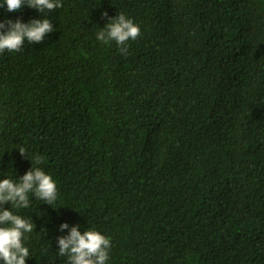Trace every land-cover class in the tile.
<instances>
[{
	"label": "trees",
	"instance_id": "trees-1",
	"mask_svg": "<svg viewBox=\"0 0 264 264\" xmlns=\"http://www.w3.org/2000/svg\"><path fill=\"white\" fill-rule=\"evenodd\" d=\"M62 3L0 7L56 29L0 53V180L39 154L58 189L13 209L26 264H67L75 224L111 237L107 264H264V0ZM119 12L141 27L127 55L96 38Z\"/></svg>",
	"mask_w": 264,
	"mask_h": 264
},
{
	"label": "clouds",
	"instance_id": "clouds-1",
	"mask_svg": "<svg viewBox=\"0 0 264 264\" xmlns=\"http://www.w3.org/2000/svg\"><path fill=\"white\" fill-rule=\"evenodd\" d=\"M25 4L42 13L63 7L62 0H4L0 7L6 5L7 11L13 12L19 11ZM102 15L108 16V13L105 11ZM55 30L49 18L32 19L27 23L21 18L15 21L12 19L0 21V53L5 50L19 52L28 44L24 45L25 41L31 44L42 42L47 34ZM140 33V25L125 13L119 12L96 33V38L105 44L116 42L121 54L127 55L128 42L136 40ZM19 151L30 158L24 148H19ZM30 159L32 167L18 180L9 177L0 180V225H2L0 226V260L4 264H26V258L31 256L24 241L28 238L26 234L33 231L35 226L33 219L25 218L13 209L29 207L30 193L36 199L50 205H53L58 198L57 182L50 173L36 166L44 164V158L36 154ZM8 202H11V209L4 207ZM68 228L67 222L60 225L62 232ZM57 243L58 255L67 256V264H107L110 259L111 237L94 228L81 232L80 225L75 224L71 226L67 235L59 236Z\"/></svg>",
	"mask_w": 264,
	"mask_h": 264
}]
</instances>
